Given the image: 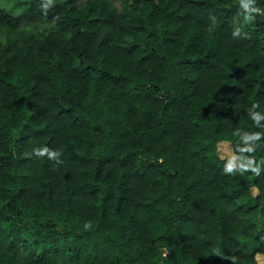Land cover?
Wrapping results in <instances>:
<instances>
[{"label": "trees", "instance_id": "16d2710c", "mask_svg": "<svg viewBox=\"0 0 264 264\" xmlns=\"http://www.w3.org/2000/svg\"><path fill=\"white\" fill-rule=\"evenodd\" d=\"M0 1V264H259L264 0Z\"/></svg>", "mask_w": 264, "mask_h": 264}, {"label": "clouds", "instance_id": "9594fccd", "mask_svg": "<svg viewBox=\"0 0 264 264\" xmlns=\"http://www.w3.org/2000/svg\"><path fill=\"white\" fill-rule=\"evenodd\" d=\"M54 0H42L40 7L41 10L44 13H47L48 9L53 5ZM239 8L242 11L244 15V20L249 21L252 20L253 14L260 13L262 9L258 6L257 0H239ZM212 19H215V17H211ZM233 38H238L242 35L241 29L239 27L235 28L231 33ZM253 108H258L259 105L256 102H253L252 104ZM250 118L251 121L260 128H264V125H260V122L264 120V113H261L260 111H250ZM264 136V132L261 131H251L249 132L244 139L246 141H251L253 143H249L246 145V148L241 149V151H248V152H255L256 149V143L261 141V137ZM33 153L37 157H44L47 156L49 159H56L59 155L57 151L50 150L46 146H41L39 148H33L31 155ZM227 163L224 165V171L226 173L232 172L234 168H238V170L243 172L247 169H252V172L256 175L259 174L261 165L264 164V159H261L259 162L256 160L255 156H249V157H243L239 160L236 159L235 155L230 156L227 159ZM85 227L87 228L88 225L85 224ZM231 259L235 260L236 257H231Z\"/></svg>", "mask_w": 264, "mask_h": 264}, {"label": "rangeland", "instance_id": "374dc122", "mask_svg": "<svg viewBox=\"0 0 264 264\" xmlns=\"http://www.w3.org/2000/svg\"><path fill=\"white\" fill-rule=\"evenodd\" d=\"M56 1H63V0H54V2ZM114 2V4L119 8H123V7H128L127 3H124V0H112ZM0 5L4 6L10 10H12L14 13H18V11H20L22 8L19 6L14 5V2L12 1H0ZM242 24H248V21H245L244 19L242 20ZM41 27H46L47 24H40ZM6 39L5 35H0V42L4 43ZM218 154L220 155V157L224 158V159H228L230 156L235 155L234 151H233V147L232 144L228 141H222L218 143ZM236 157V155H235ZM257 193V189L253 190V195H256ZM242 204L246 207V206H250L252 204L255 203V201L251 198V197H246L242 199ZM254 218L256 221V224L259 228V230H261V241L264 242V207L260 208L259 210H256L254 213ZM241 242L243 244V249L247 252H252L254 251L257 247L258 244L252 242L251 240L247 239V238H242ZM257 260L259 262V264H264V255L258 253L257 255Z\"/></svg>", "mask_w": 264, "mask_h": 264}]
</instances>
